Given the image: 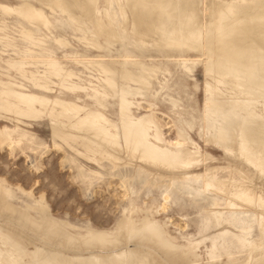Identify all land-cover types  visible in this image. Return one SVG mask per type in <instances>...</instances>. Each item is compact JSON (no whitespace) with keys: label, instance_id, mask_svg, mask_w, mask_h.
Masks as SVG:
<instances>
[{"label":"bare ground","instance_id":"obj_1","mask_svg":"<svg viewBox=\"0 0 264 264\" xmlns=\"http://www.w3.org/2000/svg\"><path fill=\"white\" fill-rule=\"evenodd\" d=\"M58 15L72 22L84 52L54 34ZM47 39L90 74L68 68ZM188 52L197 58H186ZM0 55L6 56L0 58V122L11 125L0 127V146L29 141L23 127L46 118L53 146L71 152L68 164L78 172L83 163L103 169L106 162L114 172L131 168L118 179L129 204L114 232L88 227L74 234V225L53 219L43 203L31 215L29 204L8 202L13 194L0 179V264H264V0H0ZM173 61L186 70V63L200 61L211 80L202 89L198 135L223 152L227 165H207L210 156L183 128L175 126L173 140L161 132L151 100L159 73L168 74ZM167 99L176 109L177 101ZM142 103L145 113L136 115ZM198 165L202 171H195ZM92 173L102 178L101 171ZM132 177L143 186L160 180L166 190L211 192L224 206L205 203L195 230L201 238L181 245L149 208L131 204ZM208 229L214 233L203 235ZM205 239L203 262L196 249Z\"/></svg>","mask_w":264,"mask_h":264},{"label":"rangeland","instance_id":"obj_2","mask_svg":"<svg viewBox=\"0 0 264 264\" xmlns=\"http://www.w3.org/2000/svg\"><path fill=\"white\" fill-rule=\"evenodd\" d=\"M7 20L12 21L14 17H7ZM54 25V34L65 35L66 40L73 44L79 52L86 50L83 43L76 39L80 35L76 33L75 37L72 33V22L66 16L58 15L57 21L54 20ZM11 26L13 24H10ZM46 43L53 54L62 60L68 68L90 74L88 70L82 67L74 68L70 59L62 58L61 56L65 51L61 47L53 45L48 39ZM87 52H94V50L90 49ZM185 57L197 58V55L194 52H188ZM0 58L4 59L6 56L0 55ZM175 64L174 61L167 63L168 74L166 72L159 73L160 83H155V89L158 92L155 98L157 100H151L154 103V116L157 118L161 132L167 140H173L175 126L181 127L193 141L199 144L202 152L210 156L206 160L207 165H227L230 160H226L228 158L223 155V152L204 145L198 135V120L201 117L203 102L202 89L204 82L211 80L203 76L200 61L194 64L186 63V66H190V70H186L181 64H176V66ZM164 78L165 83L162 81ZM53 88L56 90L54 93L56 95L57 88ZM167 96L177 101L176 109L168 103ZM108 105L107 114L114 119V108L112 104ZM144 109L145 104L142 103L133 111L136 115H140L145 113ZM156 111L161 112V114H156ZM181 121L192 123V127L189 128ZM2 125L11 126L10 122H0V127ZM23 128L31 133L32 137L29 141H23V144H12L11 149L8 146H0V179L2 180L0 183L13 194V197L7 198L8 202L18 207L30 205V208L26 209L34 216L37 213L31 208L34 205V208L38 206L36 202L43 203L53 219L67 221L74 225L75 228H70L74 234H84L88 227L114 232L117 222L124 215L122 209L129 204L125 189H121L118 179L121 175L128 176L131 168L121 167L115 169V172L118 170V173H115L114 169L108 168L106 162V165L104 164L106 167L102 169L96 164L81 161L84 166L81 172H78L75 164H68L67 159L71 152L67 148L66 151H63L53 146L48 119L33 121L30 123V128ZM78 149L82 150L80 147ZM202 167L203 165H198L194 169L195 171H202ZM95 170L101 171L102 178L96 179L94 177L92 172ZM225 174H227L226 170L218 172L221 177H224ZM129 180L128 184L132 186L129 194L131 204L143 209L149 208L158 224L162 225L170 237L181 245H185L188 239L195 241L201 238V234H197L198 232L195 231L198 230L201 217L205 214L204 211H201V207H205L210 200H216L219 207L224 206L222 197L211 192L188 193L187 187L179 186H172L166 190L165 182L160 180H157L159 184H155L154 187L143 186L141 179L137 177H132ZM189 186L200 188L198 182H191ZM168 192L170 193L168 198L163 201L162 195ZM212 233L214 231L208 229L202 234L210 235ZM251 234L253 238L258 235L256 230L252 231ZM207 245H209L208 240L205 239L198 244L196 249L203 262L207 259V248H205ZM235 255L237 257L243 256L239 253Z\"/></svg>","mask_w":264,"mask_h":264}]
</instances>
